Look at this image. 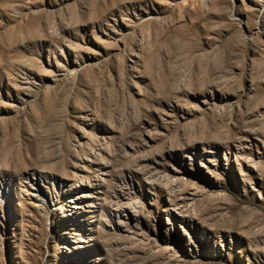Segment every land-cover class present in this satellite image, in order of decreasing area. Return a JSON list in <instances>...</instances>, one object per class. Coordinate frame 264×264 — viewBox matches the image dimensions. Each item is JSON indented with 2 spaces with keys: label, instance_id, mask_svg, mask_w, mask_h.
<instances>
[{
  "label": "rangeland",
  "instance_id": "obj_1",
  "mask_svg": "<svg viewBox=\"0 0 264 264\" xmlns=\"http://www.w3.org/2000/svg\"><path fill=\"white\" fill-rule=\"evenodd\" d=\"M0 264H264V0H0Z\"/></svg>",
  "mask_w": 264,
  "mask_h": 264
}]
</instances>
